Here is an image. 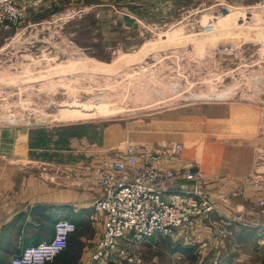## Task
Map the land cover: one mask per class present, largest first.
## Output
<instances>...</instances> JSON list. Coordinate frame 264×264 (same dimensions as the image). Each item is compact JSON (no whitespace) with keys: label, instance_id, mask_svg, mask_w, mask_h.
I'll use <instances>...</instances> for the list:
<instances>
[{"label":"rangeland","instance_id":"1","mask_svg":"<svg viewBox=\"0 0 264 264\" xmlns=\"http://www.w3.org/2000/svg\"><path fill=\"white\" fill-rule=\"evenodd\" d=\"M14 2L20 16L0 23V161L14 134L43 127L55 143L69 138L70 162L92 165L84 183L102 192L100 178L131 152L140 165L152 155L160 170L187 166L195 178L174 184L215 210L101 264H230L207 230L263 228L244 208L263 213L264 198L244 191L264 190V0ZM252 250L232 264H264Z\"/></svg>","mask_w":264,"mask_h":264},{"label":"crops","instance_id":"2","mask_svg":"<svg viewBox=\"0 0 264 264\" xmlns=\"http://www.w3.org/2000/svg\"><path fill=\"white\" fill-rule=\"evenodd\" d=\"M48 132L43 127L20 130L9 141L13 153L5 154L0 161V264H11L12 257L25 247L51 238L58 219H70L78 228L70 235L63 254L50 264L89 262L103 236L104 214L92 207V201L102 191L90 181L84 183L83 169L92 165L84 159L70 162L69 138L61 133L55 137V143ZM79 153L76 152L77 156ZM53 168L66 171L59 184L50 180L54 177ZM213 184L219 185L221 181ZM262 198L264 190L260 187L244 191L247 202ZM218 208L221 214L219 203ZM261 211L244 208V215L255 221L256 227H263L260 230L246 228L250 225L245 226V221H235L241 228L214 232L218 235L212 229L207 230L208 244L219 251L221 259L232 264L241 261L250 249L254 253L264 251V211Z\"/></svg>","mask_w":264,"mask_h":264},{"label":"built area","instance_id":"3","mask_svg":"<svg viewBox=\"0 0 264 264\" xmlns=\"http://www.w3.org/2000/svg\"><path fill=\"white\" fill-rule=\"evenodd\" d=\"M20 12L14 0H0V23L16 20ZM180 149L182 145L176 144L167 154ZM148 157L154 161L140 165L136 154L131 152L123 161L111 166L117 176L100 178L103 192L93 200L92 207L105 214V231L93 259L87 264L112 262L114 254L127 258L132 249L147 239L168 235L176 228L189 225L193 214H209L215 210L197 191L174 184L180 177L194 179L193 170L187 166L182 171L160 170L159 157ZM168 181L174 184L171 189L163 186ZM77 228L70 219H58L51 238L25 247L12 257L11 264L52 263L65 251L70 235Z\"/></svg>","mask_w":264,"mask_h":264},{"label":"water","instance_id":"4","mask_svg":"<svg viewBox=\"0 0 264 264\" xmlns=\"http://www.w3.org/2000/svg\"><path fill=\"white\" fill-rule=\"evenodd\" d=\"M34 124H39V123H33L32 125H34ZM32 125H30V126H32Z\"/></svg>","mask_w":264,"mask_h":264},{"label":"bare ground","instance_id":"5","mask_svg":"<svg viewBox=\"0 0 264 264\" xmlns=\"http://www.w3.org/2000/svg\"><path fill=\"white\" fill-rule=\"evenodd\" d=\"M86 119V118H85Z\"/></svg>","mask_w":264,"mask_h":264}]
</instances>
